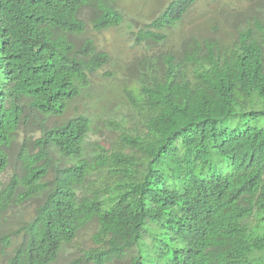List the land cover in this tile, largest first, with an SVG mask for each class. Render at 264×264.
<instances>
[{
    "label": "trees",
    "instance_id": "trees-1",
    "mask_svg": "<svg viewBox=\"0 0 264 264\" xmlns=\"http://www.w3.org/2000/svg\"><path fill=\"white\" fill-rule=\"evenodd\" d=\"M118 1L0 0V221L39 200L5 264H50L91 222L85 264H264V19L239 24L230 44L182 31L181 50L129 62L107 146L89 141L90 114L54 119L97 72L114 75L109 51L77 39L121 25ZM196 2L169 0L137 43L166 46ZM32 122L37 151L24 145L23 174L4 184Z\"/></svg>",
    "mask_w": 264,
    "mask_h": 264
},
{
    "label": "rangeland",
    "instance_id": "rangeland-1",
    "mask_svg": "<svg viewBox=\"0 0 264 264\" xmlns=\"http://www.w3.org/2000/svg\"><path fill=\"white\" fill-rule=\"evenodd\" d=\"M168 1L119 0L118 6L124 14V22L121 25L101 33L89 29L84 35L78 37V44H81L86 38L92 37L99 49L111 53L112 60L108 68L113 71L114 75H104L105 70L97 72L92 77L89 91L83 93L72 103L64 117L54 119V121L63 120L77 113H88L93 121L89 141L101 142L110 146V144L115 143L113 141L118 137L110 127L109 120L113 116L112 112L122 110L118 103L123 102H121L124 97L123 85L129 82L128 77L123 79L122 73H125L124 68L129 66V62L147 50H150L148 53H153V51L160 53L166 48L178 50L182 45L179 37L184 32L204 33V36L215 38L224 44H230L236 36L239 24H244L246 19H252V17L264 19V0H197L186 14L183 22L180 23L179 28L176 31L175 29L171 30L172 35L169 38L171 40L166 46L158 45L154 49L139 45L136 41L135 32L159 15ZM83 16L89 20L90 10L84 9ZM115 91L118 93L117 100L110 97ZM39 135L37 124L32 122L28 128L22 129L16 137L10 149L9 166L2 176L4 184H7L14 175L23 174V161L20 157V151L25 145L31 152H36L33 138L35 139ZM213 163L215 165L217 160H214ZM52 176L53 173H50L47 179L52 178ZM38 201V199H34L21 206L12 207L0 221V236L3 233H8L13 240L9 248H3L2 240H0V264L7 262L13 248L20 241L15 232L25 219L29 218L31 210ZM94 231L95 223L87 224L79 231L73 242L62 248L57 259L50 264H85L81 256L91 245Z\"/></svg>",
    "mask_w": 264,
    "mask_h": 264
}]
</instances>
